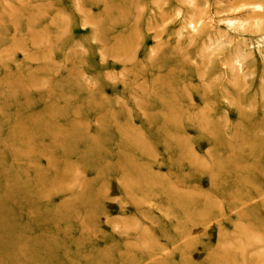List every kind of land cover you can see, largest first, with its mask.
<instances>
[{"label": "rangeland", "instance_id": "1", "mask_svg": "<svg viewBox=\"0 0 264 264\" xmlns=\"http://www.w3.org/2000/svg\"><path fill=\"white\" fill-rule=\"evenodd\" d=\"M0 264H264V0H0Z\"/></svg>", "mask_w": 264, "mask_h": 264}]
</instances>
